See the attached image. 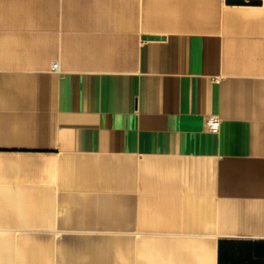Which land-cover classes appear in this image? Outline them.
I'll return each instance as SVG.
<instances>
[{"label":"crops","instance_id":"1","mask_svg":"<svg viewBox=\"0 0 264 264\" xmlns=\"http://www.w3.org/2000/svg\"><path fill=\"white\" fill-rule=\"evenodd\" d=\"M261 2L166 34L0 0V264H264Z\"/></svg>","mask_w":264,"mask_h":264},{"label":"rangeland","instance_id":"2","mask_svg":"<svg viewBox=\"0 0 264 264\" xmlns=\"http://www.w3.org/2000/svg\"><path fill=\"white\" fill-rule=\"evenodd\" d=\"M80 20L86 21V17H94L95 22H110L111 25L125 23L128 31L153 32V33H204L214 28L216 14L221 17L228 12L229 6L226 0H200L199 27L159 29L147 26L150 15L155 19L158 6L164 0H79ZM177 3L180 0H169ZM90 20V19H89ZM184 24H189L186 19H178ZM196 25V24H194ZM195 27V28H194Z\"/></svg>","mask_w":264,"mask_h":264},{"label":"water","instance_id":"3","mask_svg":"<svg viewBox=\"0 0 264 264\" xmlns=\"http://www.w3.org/2000/svg\"><path fill=\"white\" fill-rule=\"evenodd\" d=\"M227 5H260L261 0H226ZM168 38L165 34H142L143 41H163Z\"/></svg>","mask_w":264,"mask_h":264},{"label":"built area","instance_id":"4","mask_svg":"<svg viewBox=\"0 0 264 264\" xmlns=\"http://www.w3.org/2000/svg\"><path fill=\"white\" fill-rule=\"evenodd\" d=\"M54 70L58 71L59 70V63L54 64ZM220 127V121L218 118H212L208 122V128L212 131H217Z\"/></svg>","mask_w":264,"mask_h":264}]
</instances>
